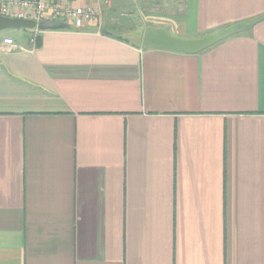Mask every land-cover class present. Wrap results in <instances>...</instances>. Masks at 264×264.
Masks as SVG:
<instances>
[{
  "label": "crops",
  "instance_id": "1",
  "mask_svg": "<svg viewBox=\"0 0 264 264\" xmlns=\"http://www.w3.org/2000/svg\"><path fill=\"white\" fill-rule=\"evenodd\" d=\"M94 6L80 29L3 30L0 264H264V19L196 55L142 45L264 0Z\"/></svg>",
  "mask_w": 264,
  "mask_h": 264
},
{
  "label": "water",
  "instance_id": "2",
  "mask_svg": "<svg viewBox=\"0 0 264 264\" xmlns=\"http://www.w3.org/2000/svg\"><path fill=\"white\" fill-rule=\"evenodd\" d=\"M263 19L264 17L255 22L236 23L217 32L192 39L178 38L172 36L163 28L149 26L144 30L142 37V45L145 48L165 49L183 54L196 55L207 49L212 48L213 46L219 44L220 42L226 39H229L244 32L246 29L254 26L257 22ZM8 29H37L39 31H54L68 30L70 29V26L66 23L59 21H46L36 24L32 20L7 18L0 16V31ZM100 32L105 35H111L105 29H102Z\"/></svg>",
  "mask_w": 264,
  "mask_h": 264
},
{
  "label": "built area",
  "instance_id": "3",
  "mask_svg": "<svg viewBox=\"0 0 264 264\" xmlns=\"http://www.w3.org/2000/svg\"><path fill=\"white\" fill-rule=\"evenodd\" d=\"M96 0H0V16L32 20L36 24L59 21L80 29L96 21L99 14L94 6ZM110 0H105L109 5ZM34 33L40 32L37 29ZM8 50L20 49L11 39L4 40Z\"/></svg>",
  "mask_w": 264,
  "mask_h": 264
},
{
  "label": "rangeland",
  "instance_id": "4",
  "mask_svg": "<svg viewBox=\"0 0 264 264\" xmlns=\"http://www.w3.org/2000/svg\"><path fill=\"white\" fill-rule=\"evenodd\" d=\"M113 0H111L112 2ZM121 13L118 12V15H120ZM140 14H137L134 18L135 22L137 24H139L140 22L144 21L142 18V16H139ZM6 31H0V40L3 39L4 37V34H5ZM135 32V31H134ZM118 34L123 37L124 39L128 40V41H136V35L134 36L135 33H131V32H118ZM12 41H16L15 39L13 38H10Z\"/></svg>",
  "mask_w": 264,
  "mask_h": 264
}]
</instances>
